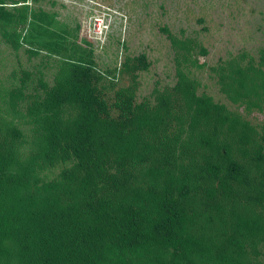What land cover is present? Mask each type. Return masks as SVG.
<instances>
[{
    "label": "trees",
    "instance_id": "obj_1",
    "mask_svg": "<svg viewBox=\"0 0 264 264\" xmlns=\"http://www.w3.org/2000/svg\"><path fill=\"white\" fill-rule=\"evenodd\" d=\"M24 2L10 3L15 15L0 0L3 35L15 49L19 40L35 44L32 33L46 36L37 46L61 54L52 15H26L25 5L15 7ZM23 25L22 37L12 32ZM88 72L63 61L51 87L38 81L41 95L23 113L17 102L27 73L9 92L13 111L33 126L34 150L20 160L19 130L0 122V264H248L264 243V124L256 132L194 96L177 72L181 138L182 116L169 96L148 108L117 90L107 105ZM226 78L220 89L229 102L264 97L261 69L230 68ZM56 161H71L60 172L64 182L38 187L35 167Z\"/></svg>",
    "mask_w": 264,
    "mask_h": 264
},
{
    "label": "rangeland",
    "instance_id": "obj_2",
    "mask_svg": "<svg viewBox=\"0 0 264 264\" xmlns=\"http://www.w3.org/2000/svg\"><path fill=\"white\" fill-rule=\"evenodd\" d=\"M2 1L6 10L17 14L10 3L21 0ZM24 1L15 7L25 5L26 15H52L49 28L61 36L62 53L49 54L38 47L37 42L48 40L41 36L37 41L35 33L30 37L35 44L19 40L15 49L16 45L0 30V122L11 121L19 130L14 150L20 160L34 150L33 126L29 120L22 123L13 111L9 92L18 88L23 73H27L28 79L20 91L22 99L17 102L23 113L32 97L41 95L38 81L51 87L63 61L79 62L88 69L93 75L92 86L107 105L112 104L117 90L128 91L134 104L148 108L156 104L159 96H169L172 113L182 116L181 138L185 136L186 116L172 93L177 72L191 84L194 96L210 98L260 132L264 97L257 101L250 98L254 106L252 102H229L221 92L220 78H226L230 68L243 70L251 66L264 72V63H259L264 56V0ZM27 30L23 25L12 32L22 37ZM110 115L115 117V111L111 110ZM175 129L172 122L169 132ZM70 164L71 161H56L35 167L36 185L59 187L64 182L60 172ZM254 250L246 256L247 263L264 264V243L257 244Z\"/></svg>",
    "mask_w": 264,
    "mask_h": 264
}]
</instances>
